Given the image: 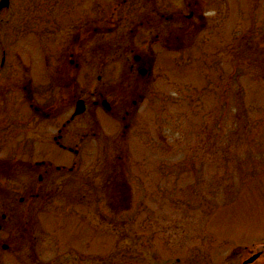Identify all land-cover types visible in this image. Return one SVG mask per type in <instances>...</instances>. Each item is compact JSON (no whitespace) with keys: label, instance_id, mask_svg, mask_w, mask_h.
<instances>
[{"label":"rangeland","instance_id":"374dc122","mask_svg":"<svg viewBox=\"0 0 264 264\" xmlns=\"http://www.w3.org/2000/svg\"><path fill=\"white\" fill-rule=\"evenodd\" d=\"M10 1L14 9L29 3ZM249 55L251 61L246 60ZM29 63L30 72L21 73L18 82L12 78L19 71L7 67L5 72L10 114L0 127V208L29 205L37 173L24 174V162L64 165L53 173L54 194L37 205L41 246L51 233L63 239L73 229V223L55 219L60 226L50 233L54 215L66 218L64 211L100 207L103 264L118 257L142 260L146 244L152 259L175 256L184 263L204 257L210 264H218L222 256L240 264L245 252L262 247L264 0H215L206 24L177 42V50L163 52L154 71L156 83L133 108V116L107 123L102 131L108 136L88 131L77 157L50 140L63 117L42 120L29 106L45 107L47 86L54 84L49 76L54 72L35 65L33 57ZM25 86L31 89V101L24 96ZM52 90L58 98L60 90ZM70 129L72 125L66 134L77 139L79 132ZM107 142L113 152L110 147L103 151ZM78 191L94 194L82 200L62 195ZM128 227L139 235L127 246L120 231ZM144 228L147 240L141 238ZM86 252L93 255V247ZM254 264H264V254Z\"/></svg>","mask_w":264,"mask_h":264},{"label":"flooded vegetation","instance_id":"af4514ba","mask_svg":"<svg viewBox=\"0 0 264 264\" xmlns=\"http://www.w3.org/2000/svg\"><path fill=\"white\" fill-rule=\"evenodd\" d=\"M214 1L29 0L23 8L19 4L14 9L10 0H0V127L10 114L6 109L4 93L7 86L6 68L20 72V75L12 78L18 82L24 77L21 73L30 72L32 63L29 62L33 57L35 65L55 74H49L54 84L47 86V105L29 106L42 120L53 121L63 117L50 140L61 150L77 157L88 131L94 130L93 134L105 137L108 135L102 130L107 123L114 124L120 115L122 122L133 116V108L144 102V95L156 83L154 71L155 67L161 65L163 52L166 49L177 50V42L180 43L190 31L203 27ZM28 34L30 37L26 36ZM23 39L29 41L20 42ZM6 41H9L8 44ZM21 55L27 59L25 63ZM52 88L60 90L58 98L54 97ZM23 89L24 96L31 101V89L26 86ZM64 109L67 111L62 115ZM69 125L73 126L71 133L79 132L77 139H72V134H66L65 129ZM123 127L126 129L127 125ZM109 147V152H113L112 142H107L103 151ZM22 165L26 167L23 173L28 177H34L37 173V181L28 194L27 207L0 208V264H103L100 207L67 214L64 211L66 218L54 215L51 219L54 225L49 226L50 233L60 226L53 222L55 219L73 223V229L63 239L51 233L49 240L40 245L37 205L54 194L53 183L56 182L53 173L61 172L65 166L55 165L50 160L24 162ZM8 167L12 165L8 164ZM73 167L69 166L67 171H72ZM93 194L78 191L64 192L62 195L76 196L77 200H82ZM20 201H23V197ZM105 210L113 215V209ZM129 227L120 231L127 246L139 235ZM143 236L149 239L148 229L144 228L141 238ZM146 245L141 246L145 249V257H141L143 261L134 257L130 260L118 257V261L113 259V262L110 258L108 260L111 264L211 263L204 257L189 258L184 263L181 257L175 256L152 259ZM137 246L141 248L139 243ZM259 246L255 252H245L240 264H254L261 258L264 243L262 247ZM91 247L93 255L86 252ZM257 253H260L257 258L246 263ZM221 259L218 264H237L236 258L231 256H222Z\"/></svg>","mask_w":264,"mask_h":264},{"label":"water","instance_id":"95a60500","mask_svg":"<svg viewBox=\"0 0 264 264\" xmlns=\"http://www.w3.org/2000/svg\"><path fill=\"white\" fill-rule=\"evenodd\" d=\"M5 4H6V1H5ZM1 6H2V5H1ZM78 112H79V110H78ZM259 254H260V253H257V254H255V255H253L251 258H249V259L246 261V263L252 262L255 258H257V257L259 256Z\"/></svg>","mask_w":264,"mask_h":264},{"label":"trees","instance_id":"16d2710c","mask_svg":"<svg viewBox=\"0 0 264 264\" xmlns=\"http://www.w3.org/2000/svg\"><path fill=\"white\" fill-rule=\"evenodd\" d=\"M247 61H251L252 58H251V55L248 56V58L246 59Z\"/></svg>","mask_w":264,"mask_h":264}]
</instances>
